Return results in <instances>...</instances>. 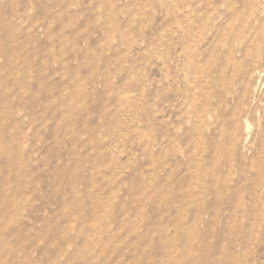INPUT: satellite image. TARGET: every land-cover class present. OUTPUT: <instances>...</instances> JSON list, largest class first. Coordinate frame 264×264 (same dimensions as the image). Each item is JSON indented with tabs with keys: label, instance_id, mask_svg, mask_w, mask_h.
<instances>
[{
	"label": "rangeland",
	"instance_id": "1",
	"mask_svg": "<svg viewBox=\"0 0 264 264\" xmlns=\"http://www.w3.org/2000/svg\"><path fill=\"white\" fill-rule=\"evenodd\" d=\"M234 15L264 0H0V264H264Z\"/></svg>",
	"mask_w": 264,
	"mask_h": 264
},
{
	"label": "bare ground",
	"instance_id": "2",
	"mask_svg": "<svg viewBox=\"0 0 264 264\" xmlns=\"http://www.w3.org/2000/svg\"><path fill=\"white\" fill-rule=\"evenodd\" d=\"M182 4H183L182 6H184V7L189 5L188 3L186 4V6L184 5V3H182ZM194 4H195V2H194ZM193 7H194V5H193ZM197 11H198V9H197ZM198 13H199V11H198ZM198 13H197V15H198ZM191 17H193V18L195 17L193 10L187 11L186 9H181V10L179 9L177 11V18L176 19H177V25H178L180 31L192 32L196 29L195 23L197 22V20L195 19V21H196L195 22L193 19H191ZM198 17H201V16L198 15ZM242 18H239V16H235L234 18H232V20H230L229 26H227L229 28V30H227V31L230 32L228 34L229 35L231 34V36H232L231 37V40H232L231 49L232 50L230 51L231 55L229 56V61H227V63L231 62L233 67H236L238 70L239 68L242 69L241 61L245 60L246 58H250V72L248 73L247 78L249 80H252L253 77H255V75H257L259 73V71H261L259 69V67L264 63V19L255 18L253 20L247 19V21H245V17L243 19ZM200 22H199V25H200ZM226 60H227V58H226ZM244 80H245V78H244ZM258 112H260V111H258ZM258 118H259V116H258ZM245 121H246V119H245ZM261 133H263V132H261Z\"/></svg>",
	"mask_w": 264,
	"mask_h": 264
}]
</instances>
